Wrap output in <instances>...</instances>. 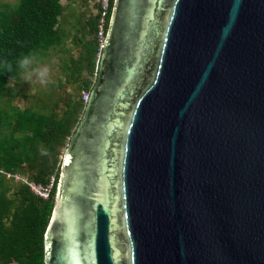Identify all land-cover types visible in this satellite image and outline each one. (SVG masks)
<instances>
[{
	"label": "water",
	"instance_id": "95a60500",
	"mask_svg": "<svg viewBox=\"0 0 264 264\" xmlns=\"http://www.w3.org/2000/svg\"><path fill=\"white\" fill-rule=\"evenodd\" d=\"M44 264H264V0H113Z\"/></svg>",
	"mask_w": 264,
	"mask_h": 264
},
{
	"label": "trees",
	"instance_id": "16d2710c",
	"mask_svg": "<svg viewBox=\"0 0 264 264\" xmlns=\"http://www.w3.org/2000/svg\"><path fill=\"white\" fill-rule=\"evenodd\" d=\"M113 0H109L108 27ZM64 11L61 0H17L0 4V61L12 63V72L0 67V99L10 92L8 85L19 80L17 61L24 55L43 56L60 47L65 32L60 26ZM99 15L86 20L93 34L84 55L69 58L74 67L67 83H75L76 97L68 94L63 108H20L7 103L0 106V264H44V235L54 205L55 191L64 148L75 131L85 102L82 90L91 91L96 79L101 46L97 37ZM62 67V68H63ZM83 70L86 77L83 76ZM32 173L30 178L46 185L54 176L48 198L36 195L25 182L13 184L6 173Z\"/></svg>",
	"mask_w": 264,
	"mask_h": 264
},
{
	"label": "rangeland",
	"instance_id": "374dc122",
	"mask_svg": "<svg viewBox=\"0 0 264 264\" xmlns=\"http://www.w3.org/2000/svg\"><path fill=\"white\" fill-rule=\"evenodd\" d=\"M16 1L0 0V4L4 2L13 4ZM93 1L61 0L64 5V11L60 16V26L66 33L64 42L60 47L50 49L43 56L32 57L33 62L30 66H47L49 68V82L46 85H42L37 82L35 76H33L31 81H25L22 71L19 80L8 85L10 92L14 93V95L8 93L1 97L0 106H5L7 103H10L20 108L31 107L40 109L39 107L43 104L48 107H53L56 100H63L58 102V107L63 108L64 99L68 94L76 97V84L67 83L70 73L64 70L63 66L65 63L70 68L76 66L70 62L69 58L75 60L80 55H84L86 46L93 37V34L88 31V25L86 24V20L96 13V5H94L95 3ZM82 73L86 77L84 70ZM31 173L28 169L25 170V173H16L17 178L13 177V184L24 181L36 182L30 178Z\"/></svg>",
	"mask_w": 264,
	"mask_h": 264
},
{
	"label": "built area",
	"instance_id": "2783aa9c",
	"mask_svg": "<svg viewBox=\"0 0 264 264\" xmlns=\"http://www.w3.org/2000/svg\"><path fill=\"white\" fill-rule=\"evenodd\" d=\"M93 2L95 3L94 5H96V13L99 15L96 33H97V37L99 39L100 46L102 49V45L105 39L106 30H107L105 25H106V17L110 9L109 0H94ZM81 94H82V100L86 103L89 98L90 91L82 90ZM6 176L17 178L16 174L6 173ZM53 181H54V176L50 177V181L46 185H42L36 182H27V181H24V182L28 184L30 189L36 195H38L41 198H48V195L52 189Z\"/></svg>",
	"mask_w": 264,
	"mask_h": 264
},
{
	"label": "clouds",
	"instance_id": "9594fccd",
	"mask_svg": "<svg viewBox=\"0 0 264 264\" xmlns=\"http://www.w3.org/2000/svg\"><path fill=\"white\" fill-rule=\"evenodd\" d=\"M32 55H24L17 61V66L23 71V78L25 81H31L35 76L38 83L46 85L49 82V68L44 67H30L32 65ZM0 67L7 72H12V63L8 60L0 61Z\"/></svg>",
	"mask_w": 264,
	"mask_h": 264
},
{
	"label": "flooded vegetation",
	"instance_id": "af4514ba",
	"mask_svg": "<svg viewBox=\"0 0 264 264\" xmlns=\"http://www.w3.org/2000/svg\"><path fill=\"white\" fill-rule=\"evenodd\" d=\"M63 156V155H62ZM60 172V171H59Z\"/></svg>",
	"mask_w": 264,
	"mask_h": 264
},
{
	"label": "snow or ice",
	"instance_id": "6c2138e0",
	"mask_svg": "<svg viewBox=\"0 0 264 264\" xmlns=\"http://www.w3.org/2000/svg\"><path fill=\"white\" fill-rule=\"evenodd\" d=\"M67 162V161H66Z\"/></svg>",
	"mask_w": 264,
	"mask_h": 264
}]
</instances>
